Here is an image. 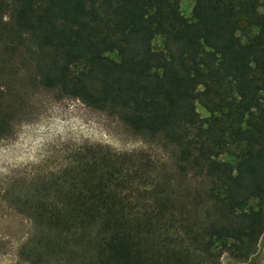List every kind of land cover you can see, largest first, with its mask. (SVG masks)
<instances>
[{
    "label": "trees",
    "instance_id": "trees-1",
    "mask_svg": "<svg viewBox=\"0 0 264 264\" xmlns=\"http://www.w3.org/2000/svg\"><path fill=\"white\" fill-rule=\"evenodd\" d=\"M182 1L0 0V139L14 131L23 83L81 101L172 160L88 146L11 184L6 204L33 227L27 264H223L257 253L264 0H196L191 19Z\"/></svg>",
    "mask_w": 264,
    "mask_h": 264
},
{
    "label": "rangeland",
    "instance_id": "rangeland-1",
    "mask_svg": "<svg viewBox=\"0 0 264 264\" xmlns=\"http://www.w3.org/2000/svg\"><path fill=\"white\" fill-rule=\"evenodd\" d=\"M196 0H183V14L191 19ZM264 13V6L261 7ZM155 46L160 48L162 40ZM116 58V54H111ZM23 98L13 119V133L0 139V264H27L20 257L31 238L32 224L5 202V192L16 181L30 182L58 171L79 148L103 146L120 153H145L160 164L172 165L171 154L161 143L149 144L131 136L105 114L76 99L59 98L40 89L18 85ZM202 117L208 113L198 106ZM223 264H264V236L257 253L246 262L225 254Z\"/></svg>",
    "mask_w": 264,
    "mask_h": 264
}]
</instances>
